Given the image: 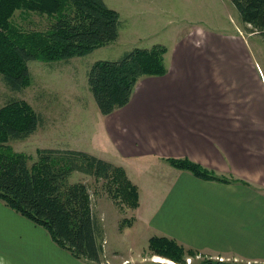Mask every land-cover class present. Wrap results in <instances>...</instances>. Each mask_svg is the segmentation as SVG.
<instances>
[{
    "label": "crops",
    "instance_id": "0c3cea01",
    "mask_svg": "<svg viewBox=\"0 0 264 264\" xmlns=\"http://www.w3.org/2000/svg\"><path fill=\"white\" fill-rule=\"evenodd\" d=\"M230 34L237 33L195 29L181 34L165 47L164 76L141 78L129 103L110 115L93 110L84 148L57 149L122 168L139 191V206L126 230L133 231L130 237L123 241L116 234L119 242L112 247L103 226L100 261L85 264H157L146 256L152 237L210 258L264 264V72L254 66L245 38L240 43ZM221 41L237 48L222 54ZM168 159L189 160L228 182L197 178L171 167ZM151 168H159L161 178L148 176ZM144 178L156 183L150 186L149 206L141 203L139 180ZM38 228L0 201V264H84ZM30 234L58 257L25 253L19 259ZM138 242L142 252L135 250Z\"/></svg>",
    "mask_w": 264,
    "mask_h": 264
},
{
    "label": "trees",
    "instance_id": "16d2710c",
    "mask_svg": "<svg viewBox=\"0 0 264 264\" xmlns=\"http://www.w3.org/2000/svg\"><path fill=\"white\" fill-rule=\"evenodd\" d=\"M243 24L264 43V0H229ZM22 20L40 15L48 20L41 31L21 28ZM119 15L103 0H0V75L6 86L19 92L30 86L29 61L53 63L84 57L118 39ZM164 46L133 49L116 61H96L87 72V87L103 116L125 107L138 81L167 73ZM39 116L25 101L12 100L0 108V201L21 217L41 227L63 251L76 259L99 263L100 231L92 214L86 185L70 183L73 173L106 183L110 196L134 210L138 190L122 168L74 150L37 149L36 159L15 152L9 142L27 139L39 124ZM167 163L197 178L227 183L226 178L189 160ZM121 224H129L123 220ZM148 251L154 256L184 264L185 256L198 257L174 240L152 237ZM195 264H243L211 258Z\"/></svg>",
    "mask_w": 264,
    "mask_h": 264
},
{
    "label": "rangeland",
    "instance_id": "374dc122",
    "mask_svg": "<svg viewBox=\"0 0 264 264\" xmlns=\"http://www.w3.org/2000/svg\"><path fill=\"white\" fill-rule=\"evenodd\" d=\"M103 2L119 15L120 39L87 56L71 58L68 61L53 63L29 61L27 65L30 70V86L19 92L11 91L0 75V108L12 100H21L27 102L39 116L38 127L32 135L24 140L9 142L15 152L27 154L34 161L37 149L84 148L89 143L88 139L87 141L84 139L86 137L84 132L91 127L93 110L97 109L87 87L86 76L90 66L101 60L116 61L136 48L149 49L154 45L170 48L176 39L182 38L181 34H185L187 31L200 29L219 35L235 31L237 34H230L234 35V38L231 39L242 43L244 41L241 40V37L245 38V42L242 44H245L247 50L249 49L248 52L254 66H259L264 72L262 38L259 34L252 33L250 26L241 22L237 11L229 0H103ZM15 22L22 26L21 28L43 31L48 27L49 21L38 14L22 20L17 12ZM228 48L233 49L237 46L231 41L228 43L221 41L222 54H228L230 52ZM168 61H166L167 64ZM234 66L239 68L238 59ZM230 67H232L231 64ZM83 139V146H80ZM148 170H150L148 176L161 178L157 174L159 168ZM137 175L143 177L142 172H138ZM69 182H82L86 185L91 196L92 214L96 225L98 229L102 230L101 232H103L102 227L104 226L105 236L109 240L110 246L113 247L115 242H119L115 239L116 234L123 241L126 240L122 238L130 237L129 234L133 231L126 230L132 223V217L134 218L132 211L138 207L130 210L122 205L120 200L109 195L104 181H97L92 176L76 172L71 174ZM139 183L140 195L143 196L142 206L146 204L149 206L150 197L154 196L149 193L150 186L156 183L149 178L140 179ZM139 197L138 191V206ZM123 220L130 221V225L121 224L120 222ZM40 228L38 229L44 234L45 239L50 240L46 231ZM26 239L24 244H28V246H23L21 254L18 256L19 259H22L25 253L33 257L48 255L49 257H58L59 254L53 253L46 242L45 244L41 243L36 237L34 238L33 234H30ZM101 239L99 236V242ZM143 247V243L138 242L135 250L142 252ZM146 256L155 257L156 260L163 259L162 263L166 262L167 264V261H164L165 258L154 256L148 250ZM197 256L195 258L185 256L184 264H186L187 258L190 259L191 264H195L211 257L204 253H198ZM11 257L10 254L7 255V259H11ZM82 260L81 262L85 264V260ZM115 262H117L116 260H114V264H117Z\"/></svg>",
    "mask_w": 264,
    "mask_h": 264
},
{
    "label": "built area",
    "instance_id": "2783aa9c",
    "mask_svg": "<svg viewBox=\"0 0 264 264\" xmlns=\"http://www.w3.org/2000/svg\"><path fill=\"white\" fill-rule=\"evenodd\" d=\"M211 259L212 260L214 259L215 261H218V262H233V263H235L234 260L228 259V258L214 257ZM151 260L153 263L161 264V263L157 262V260H155V257H152ZM123 264H128V262H124ZM174 264H177V263H174ZM186 264H191V261L189 258L186 259Z\"/></svg>",
    "mask_w": 264,
    "mask_h": 264
},
{
    "label": "bare ground",
    "instance_id": "6f19581e",
    "mask_svg": "<svg viewBox=\"0 0 264 264\" xmlns=\"http://www.w3.org/2000/svg\"><path fill=\"white\" fill-rule=\"evenodd\" d=\"M158 257V256H157ZM161 258V257H160ZM156 260V259H155ZM158 261L157 262H160L161 264H166V262H163L162 263V261H163V259L162 260H159V259H157ZM164 261H167V264H174V262H172V261H170V260H167V259H165Z\"/></svg>",
    "mask_w": 264,
    "mask_h": 264
}]
</instances>
